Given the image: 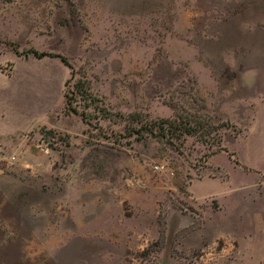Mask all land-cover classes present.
I'll return each mask as SVG.
<instances>
[{
	"label": "rangeland",
	"instance_id": "rangeland-1",
	"mask_svg": "<svg viewBox=\"0 0 264 264\" xmlns=\"http://www.w3.org/2000/svg\"><path fill=\"white\" fill-rule=\"evenodd\" d=\"M15 87L0 264H264V0H0Z\"/></svg>",
	"mask_w": 264,
	"mask_h": 264
},
{
	"label": "crops",
	"instance_id": "crops-1",
	"mask_svg": "<svg viewBox=\"0 0 264 264\" xmlns=\"http://www.w3.org/2000/svg\"><path fill=\"white\" fill-rule=\"evenodd\" d=\"M27 91L16 87L0 90V137L30 129L41 123L37 115L48 94L41 92L33 95ZM197 184L191 185V192L193 195L202 196L207 193L205 191L209 192L213 187L222 186L223 181L219 177H208L198 180Z\"/></svg>",
	"mask_w": 264,
	"mask_h": 264
},
{
	"label": "trees",
	"instance_id": "trees-1",
	"mask_svg": "<svg viewBox=\"0 0 264 264\" xmlns=\"http://www.w3.org/2000/svg\"><path fill=\"white\" fill-rule=\"evenodd\" d=\"M33 53H34L35 55H37V56L46 55V53H44V52H41V53H39V54H37L36 52H33ZM50 55H52V56H58V57H59L58 54H50ZM60 58H61L62 61H64L63 57L60 56ZM64 62H65V61H64ZM65 63H66V62H65ZM71 109H72V111L74 110L73 108H71ZM190 130H192V129H190ZM188 132H190L189 129H188Z\"/></svg>",
	"mask_w": 264,
	"mask_h": 264
},
{
	"label": "built area",
	"instance_id": "built-area-1",
	"mask_svg": "<svg viewBox=\"0 0 264 264\" xmlns=\"http://www.w3.org/2000/svg\"><path fill=\"white\" fill-rule=\"evenodd\" d=\"M156 168H158V167H156Z\"/></svg>",
	"mask_w": 264,
	"mask_h": 264
}]
</instances>
